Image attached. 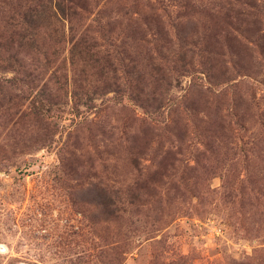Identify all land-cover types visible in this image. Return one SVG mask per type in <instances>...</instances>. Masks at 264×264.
I'll return each mask as SVG.
<instances>
[{
	"label": "rangeland",
	"instance_id": "374dc122",
	"mask_svg": "<svg viewBox=\"0 0 264 264\" xmlns=\"http://www.w3.org/2000/svg\"><path fill=\"white\" fill-rule=\"evenodd\" d=\"M32 1L0 0V264H264V0H88L96 43L18 48Z\"/></svg>",
	"mask_w": 264,
	"mask_h": 264
},
{
	"label": "trees",
	"instance_id": "16d2710c",
	"mask_svg": "<svg viewBox=\"0 0 264 264\" xmlns=\"http://www.w3.org/2000/svg\"><path fill=\"white\" fill-rule=\"evenodd\" d=\"M17 7H20V4H18ZM0 13L2 14L3 11L0 10ZM86 13H89L88 0L32 1L31 5L25 8V11L19 15V19H17V14H19L18 11H13L8 15L7 25L10 26L9 30H12L10 36L12 39L11 44H17L18 48L26 46L31 49L36 48V50L39 48V45H47V42L62 43L68 41V43H71L72 47L76 49L81 46L85 47L84 45L90 46L93 42L96 43V38L89 35L91 28H83V31H80L77 26V24H81L82 21L87 20L88 17L85 16ZM56 25H59V28H56ZM52 26L55 27V30ZM127 26L132 31V34L141 33L139 31V25L132 27L134 24L129 23ZM128 37L132 42H135V44L139 39L131 35ZM4 42L3 33L1 34L0 31V72L6 71V66H3V59L1 57V52L6 47ZM110 45L115 46L116 43L113 42L110 43ZM121 47L126 50L127 43L118 46V48ZM118 53L119 59L120 52ZM109 54V51L105 52L107 57H109ZM134 61L132 60L131 63H134ZM118 66L119 67L115 70L117 71V80H115V89H113V91L118 95L124 88H130V92L135 91L137 83L134 84V82L139 80V77L134 76L137 72V66L133 65L131 68H128L129 65L124 66L122 63H118ZM84 70L85 69H83V72ZM14 72L16 74L19 73V71ZM24 72L26 75L32 76L36 74L37 70L31 68L29 71ZM119 73H125L126 76L122 77ZM127 74L134 78V82L130 80Z\"/></svg>",
	"mask_w": 264,
	"mask_h": 264
}]
</instances>
